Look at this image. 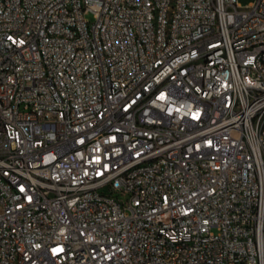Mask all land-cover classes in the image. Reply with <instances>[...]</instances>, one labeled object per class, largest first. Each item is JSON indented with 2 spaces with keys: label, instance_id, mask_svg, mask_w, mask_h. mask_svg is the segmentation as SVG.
<instances>
[{
  "label": "built area",
  "instance_id": "2783aa9c",
  "mask_svg": "<svg viewBox=\"0 0 264 264\" xmlns=\"http://www.w3.org/2000/svg\"><path fill=\"white\" fill-rule=\"evenodd\" d=\"M0 264H264V0H0Z\"/></svg>",
  "mask_w": 264,
  "mask_h": 264
},
{
  "label": "rangeland",
  "instance_id": "374dc122",
  "mask_svg": "<svg viewBox=\"0 0 264 264\" xmlns=\"http://www.w3.org/2000/svg\"><path fill=\"white\" fill-rule=\"evenodd\" d=\"M242 5H245V4H248V3H250V2H252V1H254V0H238ZM89 17V19H92L91 18V16H88Z\"/></svg>",
  "mask_w": 264,
  "mask_h": 264
}]
</instances>
